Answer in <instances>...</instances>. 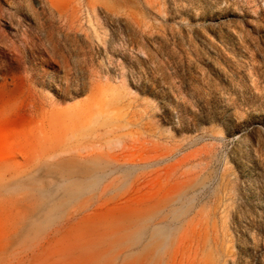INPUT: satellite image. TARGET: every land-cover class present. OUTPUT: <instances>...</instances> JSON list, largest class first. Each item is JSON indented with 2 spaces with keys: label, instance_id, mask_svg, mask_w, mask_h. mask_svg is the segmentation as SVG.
I'll use <instances>...</instances> for the list:
<instances>
[{
  "label": "rangeland",
  "instance_id": "1",
  "mask_svg": "<svg viewBox=\"0 0 264 264\" xmlns=\"http://www.w3.org/2000/svg\"><path fill=\"white\" fill-rule=\"evenodd\" d=\"M0 264H264V0H0Z\"/></svg>",
  "mask_w": 264,
  "mask_h": 264
}]
</instances>
